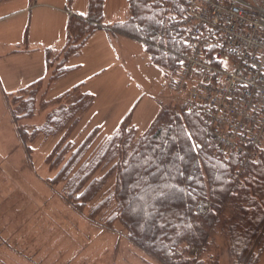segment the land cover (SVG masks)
Returning a JSON list of instances; mask_svg holds the SVG:
<instances>
[{"label":"rangeland","instance_id":"1","mask_svg":"<svg viewBox=\"0 0 264 264\" xmlns=\"http://www.w3.org/2000/svg\"><path fill=\"white\" fill-rule=\"evenodd\" d=\"M66 2L0 3V45L43 47L0 57V264H162L131 243L120 222L110 227L104 220L102 226L90 221L89 209L111 189L113 174L93 200L78 211L63 198L62 185L52 181L61 164L56 169L49 164L59 159L64 163L90 134L96 133L87 141L89 147L80 152L82 159L87 157L126 116L136 135L142 136L163 110L183 104L172 85L174 75L165 63L153 62L141 40L115 35L106 29L128 18V0H104L103 28L97 29L83 47L67 57L64 66L70 70L54 80L41 97L45 88L42 84L36 94L34 116L20 123L15 121V108L24 103L14 96L16 87L40 77L48 81L49 72L44 76L45 47L52 48L54 63L63 58L67 15L52 7L64 9ZM70 2L68 9L86 13V0ZM75 87L80 89L63 98ZM86 95L89 101L85 107H72V103ZM62 102L65 108H59ZM69 111L72 117L66 122ZM21 124L29 132L42 127L37 136L27 140L30 153L18 135ZM109 167L99 166L93 176L100 177ZM202 201L208 202L210 210V202ZM98 214L94 213L92 219L98 220ZM218 214L219 226L224 219H239L228 204ZM220 228L211 233L213 244L206 246L208 251L204 255L210 256L205 257L207 264H233L227 237ZM51 240L54 241L50 243ZM187 256L195 262L201 252L190 249ZM254 264H264V253Z\"/></svg>","mask_w":264,"mask_h":264},{"label":"trees","instance_id":"2","mask_svg":"<svg viewBox=\"0 0 264 264\" xmlns=\"http://www.w3.org/2000/svg\"><path fill=\"white\" fill-rule=\"evenodd\" d=\"M4 1L8 0L0 3ZM87 1L85 15L69 16L63 58L54 63L52 50H46L45 60L51 70L48 85L70 70L64 66L67 57L103 28L104 0ZM127 3L128 18L106 29L146 40L152 61L165 63L174 73L183 48L179 43L181 31L173 26L183 16L184 0ZM42 84L38 80L14 95L25 103L15 108V121L34 116L36 94ZM76 89L63 98L67 99ZM88 98L84 96L71 105L83 108ZM58 105L65 108L64 102ZM70 111L66 122L71 120ZM24 125H18V135L30 153L27 140L37 136L42 127L29 132ZM207 127L202 110L188 111L184 104L163 110L142 136L136 135L126 116L87 157L82 159L80 152L89 147L87 141L93 133L64 163L61 159L56 163L49 161L51 168L61 164L52 181L62 185L67 203L82 211L113 174V186L89 209V220L100 226L105 221L110 227L120 222L127 230V239L162 264H207L210 256L204 254L213 244L211 233L216 227L225 232L233 264H254L264 253V143L256 159L243 164L239 156L226 154L210 142ZM101 165L110 167L100 177L93 176ZM202 200L211 204L204 215L196 212ZM226 204L233 207L239 219H224L219 226L218 210ZM94 213L99 215V221L92 219ZM190 249L201 252L195 262L187 256Z\"/></svg>","mask_w":264,"mask_h":264},{"label":"built area","instance_id":"3","mask_svg":"<svg viewBox=\"0 0 264 264\" xmlns=\"http://www.w3.org/2000/svg\"><path fill=\"white\" fill-rule=\"evenodd\" d=\"M172 85L212 144L244 164L264 143V0H184ZM143 43L146 40H142ZM182 62V63H181ZM209 210L200 201L196 212Z\"/></svg>","mask_w":264,"mask_h":264},{"label":"crops","instance_id":"4","mask_svg":"<svg viewBox=\"0 0 264 264\" xmlns=\"http://www.w3.org/2000/svg\"><path fill=\"white\" fill-rule=\"evenodd\" d=\"M71 0H67V2H66V6H65V8L64 9H61V7H52V8H56V10L57 11H59L60 13H62L63 15L66 13V15H67V21H68V19H69V16L70 15H85L86 13H87V11H88V1L86 0V8H87V11H86V13L84 14L83 12L81 13L80 11H71L70 9H68L67 8V6H70V2ZM36 5V4H35ZM45 6L46 7H51V5H48V4H45ZM80 10V9H79ZM75 12V13H74ZM67 21H66V26H67ZM109 26V25H108ZM109 31V30H108ZM110 32V31H109ZM112 33V32H111ZM113 34H115V33H113ZM115 35H117V34H115ZM124 36V35H123ZM127 37V36H126ZM64 39H65V41H64V43H63V46H62V48H61V50H63L64 49V47H65V42H66V27H65V37H64ZM1 46V49H2V52L0 51V57H7V56H9V55H16V54H20V53H28V52H33V51H37L38 49H42L43 47H37V46H35V47H29V49L28 48H25V47H22V46H20V45H18V44H14V43H5V44H2V45H0ZM48 49H52L51 47H45V50H44V53L46 54V50H48ZM45 54H44V67H45V75L44 76H46L47 74H48V72H49V74H50V69L47 67V64H46V60H45ZM70 68V67H69ZM49 76V75H48ZM38 80H42L43 81V78H37V79H35V80H33L31 83H29L28 85H26L25 84V86L24 85H20L19 87H16L17 89H15V91H13V92H15V93H17L20 89H23V88H25V87H27V86H29L30 84H32L33 82H36V81H38ZM43 84H45V88L43 89V92L41 93V96H45L46 95V92H47V90H48V88H49V86L50 85H48V83H47V81H43ZM21 86H23V87H21ZM76 88H78V89H80V87H76ZM71 91H73V90H71ZM71 91H69V92H67L66 94H68V93H71ZM13 92H11V93H13ZM14 93V94H15ZM9 94V93H8ZM86 96H89V95H86ZM88 225H90V224H88ZM55 229H57V226L55 225ZM55 240V239H54ZM54 240H51V242L50 243H52ZM66 240V239H65ZM70 240V239H69ZM72 241V240H71ZM68 244V243H67ZM67 244H66V248H67ZM57 256H55V257H58V255L59 254H56ZM61 258V257H60ZM65 259H67V257H65ZM56 260V259H55Z\"/></svg>","mask_w":264,"mask_h":264},{"label":"snow or ice","instance_id":"5","mask_svg":"<svg viewBox=\"0 0 264 264\" xmlns=\"http://www.w3.org/2000/svg\"><path fill=\"white\" fill-rule=\"evenodd\" d=\"M182 63V62H181Z\"/></svg>","mask_w":264,"mask_h":264}]
</instances>
